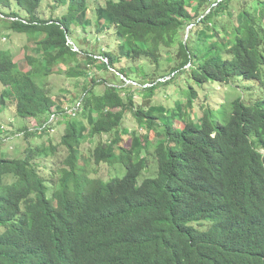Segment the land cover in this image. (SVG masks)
<instances>
[{
	"label": "trees",
	"instance_id": "trees-1",
	"mask_svg": "<svg viewBox=\"0 0 264 264\" xmlns=\"http://www.w3.org/2000/svg\"><path fill=\"white\" fill-rule=\"evenodd\" d=\"M42 2L0 0V24L26 35L29 67L0 50V107L10 103L36 120V131L19 129L26 139L51 135L52 115L65 113L66 125L58 144L48 138L24 156L0 153V264H264V0H106L94 9L97 28H113L117 50L84 57L72 33L91 23L88 0H54L66 11L49 18L38 13ZM187 26L186 39H178ZM173 45L176 56L163 58L161 49ZM123 57L155 68H118ZM96 62L119 80L97 93L101 82L91 76L70 104L79 106L74 115L34 78L62 65L68 78H88ZM187 64L200 85L238 76L257 80L261 96L234 100L221 119L200 106L193 114L192 101H175L165 121L162 103L134 104L132 91L151 97ZM126 111L146 129L128 145L120 132ZM111 133L90 156L96 164L122 163L125 174L104 181L86 171L81 146ZM59 145L66 156L43 174ZM151 162L155 176L141 177Z\"/></svg>",
	"mask_w": 264,
	"mask_h": 264
},
{
	"label": "rangeland",
	"instance_id": "rangeland-1",
	"mask_svg": "<svg viewBox=\"0 0 264 264\" xmlns=\"http://www.w3.org/2000/svg\"><path fill=\"white\" fill-rule=\"evenodd\" d=\"M106 0H88L89 8L87 13V18L91 19V23L76 24L74 25V31L72 33V40L75 44L82 50L80 54L81 57L85 56V52L100 54V51L107 50L116 52L118 43L115 39L112 29L106 28L104 30H99L97 28L98 23L97 16L95 13V7L98 5L104 4ZM11 9L18 10L19 8L12 2ZM239 3V2H238ZM254 3V2H251ZM54 0H43L42 4L38 8V13L41 17L49 18L51 16H60L66 11V6L57 4ZM55 6V7H54ZM10 8H4L3 10L10 12ZM190 26H187L185 30H181L178 34V39H186L187 32ZM27 43V38L25 34L8 31L3 25L0 24V50L12 52L15 56V60L21 68L29 69L28 66H24L25 61L23 60V47ZM177 45H173L168 48L161 49V54L163 58L170 55L173 58L176 56ZM169 50V52H167ZM100 64V62H99ZM145 68V72H152L155 65L146 61L144 59L131 61L127 58H122L116 66L119 67H138L142 65ZM175 63H164L160 68V72H168ZM60 71L57 72L54 70L50 75L34 77L35 80L41 85H45L51 94L56 96V103L61 104L62 107H70L72 102L79 95L82 94L84 87L90 82L91 76H94L96 79L100 80L101 84L94 87V91L101 93L104 89L106 83H116L118 78L112 71L107 69L98 68L97 62L94 63L90 68V76L78 77L76 79H70L65 74L66 67L63 65L59 67ZM190 68L187 64L181 72H178L176 77L171 80L168 84H161L159 86V92L154 94L151 97L142 96L141 93L132 91L134 104L137 105H148L150 103L164 105L165 112L162 114V118L165 121L167 116H171V107L174 106L175 101L180 100L185 105L187 102L192 101L195 104L194 110L198 114L200 113V107L204 109H211L215 112L216 116L221 119L223 109L227 111L232 110V103L236 99H240L245 103L255 101L258 97L261 96V91L257 80H244L238 76L232 78L227 83L208 81L205 84H198L188 76L187 70ZM133 69V68H132ZM132 75H136L137 71L132 70ZM159 72V74H160ZM157 73V72H156ZM69 80H68V79ZM102 80V81H101ZM103 83V84H102ZM127 83V82H126ZM144 85V84H143ZM2 85L0 84V92L2 90ZM192 90L196 93V97L193 99ZM200 106V107H199ZM67 114V113H66ZM59 117L54 120L55 126L50 130L51 135L44 134L42 136L31 135L28 139L25 136H18V128H23L24 126L28 127L30 132L37 130V123L35 119H28L18 116L15 113V109L12 104H8L7 107H0V138L2 143H0V153L9 155L10 157H20L24 156V151L26 148L31 145L35 147L36 145H45L47 139L50 138V143L53 145L60 142L61 134L65 129V120L66 116L64 114H59ZM173 116V115H172ZM178 118H171V125L176 126L178 124ZM164 121L162 122L165 125ZM4 130L6 132H1ZM128 131L129 133L125 134L124 132ZM120 132H123L124 135V145H128L130 136L134 135L135 132L138 135H141L146 132V129H142L138 124L134 116L130 111H126L125 118L123 120V125L120 127ZM114 133L111 134H102L95 135L92 140L87 139L81 148L83 152L88 156L87 163L84 165L86 171L90 170L89 175L94 178H102L104 181H107V178L123 177L125 174V167L122 163H115V165H109L107 163H94L92 156H90L91 150L99 143L105 142L109 139L114 138ZM152 137V135L150 136ZM14 147V148H13ZM55 157L48 165V169H43L42 173L46 174L48 170L56 167L55 162L62 160L66 156V150L62 146H57ZM144 155V152L142 153ZM45 156L42 158V162L45 161ZM153 158V156H152ZM153 160V159H152ZM156 174V164L150 163L148 171H143L141 177H152Z\"/></svg>",
	"mask_w": 264,
	"mask_h": 264
},
{
	"label": "clouds",
	"instance_id": "clouds-1",
	"mask_svg": "<svg viewBox=\"0 0 264 264\" xmlns=\"http://www.w3.org/2000/svg\"><path fill=\"white\" fill-rule=\"evenodd\" d=\"M72 107H74V106H70V107H68V108H66V113L67 114H70L71 112H69V110L72 108ZM80 111V109H78V110H76L75 112H79ZM74 115V114H73ZM52 117V116H51ZM51 117H50V120H49V122L48 123H54V120L56 119V117L57 116H54V119H51ZM58 118V117H57ZM27 129H28V127H26ZM38 128V127H37ZM20 128H18V131H19V133L17 134L18 136H22V132H21V130H19ZM22 129V128H21ZM29 130V129H28ZM4 131V130H3ZM4 132H6V131H4ZM0 140L2 141V139L0 138Z\"/></svg>",
	"mask_w": 264,
	"mask_h": 264
},
{
	"label": "built area",
	"instance_id": "built-area-1",
	"mask_svg": "<svg viewBox=\"0 0 264 264\" xmlns=\"http://www.w3.org/2000/svg\"><path fill=\"white\" fill-rule=\"evenodd\" d=\"M78 107H79V106L72 107V108L69 110V112L75 114V111L79 109ZM51 119H54V115H52Z\"/></svg>",
	"mask_w": 264,
	"mask_h": 264
}]
</instances>
